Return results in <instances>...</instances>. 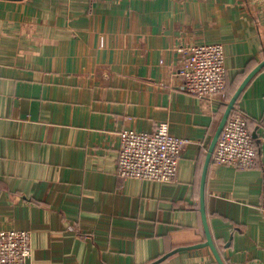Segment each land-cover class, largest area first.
<instances>
[{"label":"crops","instance_id":"0c3cea01","mask_svg":"<svg viewBox=\"0 0 264 264\" xmlns=\"http://www.w3.org/2000/svg\"><path fill=\"white\" fill-rule=\"evenodd\" d=\"M221 43L224 95L182 90L178 45ZM264 59V0H0V230L30 264H218L199 211L229 94ZM229 91V93H228ZM254 164L210 161L205 211L224 264H264V66L235 103ZM187 138L170 182L116 175L119 132Z\"/></svg>","mask_w":264,"mask_h":264},{"label":"built area","instance_id":"2783aa9c","mask_svg":"<svg viewBox=\"0 0 264 264\" xmlns=\"http://www.w3.org/2000/svg\"><path fill=\"white\" fill-rule=\"evenodd\" d=\"M182 90L200 98L224 95L226 68L221 43L178 45ZM235 109V111H234ZM187 138L170 133L160 122L152 131L119 132L116 175L170 182L175 179ZM256 146L247 117L233 108L216 141L212 160L217 164L248 168L254 164ZM32 249L27 230H0V264H30Z\"/></svg>","mask_w":264,"mask_h":264},{"label":"water","instance_id":"95a60500","mask_svg":"<svg viewBox=\"0 0 264 264\" xmlns=\"http://www.w3.org/2000/svg\"><path fill=\"white\" fill-rule=\"evenodd\" d=\"M264 66V59L255 67L253 68L247 75L246 77L242 80V82L239 84V86L237 87V89L234 91V93L232 94V96L230 97V99L225 103V109L217 123V126L215 128V131L212 135V138L210 140L209 146H208V150L206 153V157H205V161H204V166H203V170H202V174H201V182H200V194H199V211H200V215H201V221H202V225H203V229H204V234H205V241L202 243H198L196 245H192V246H187V247H179L169 253H167L166 255H164L163 257H161L160 259H158L156 262H159L161 260H163L165 257H167L168 255L175 253L177 251L180 250H194V249H199L201 247H205V246H209L216 261L218 262V264H224L214 242H213V238L212 235L210 233V229L208 226V221H207V216H206V211H205V195H204V185H205V180H206V173H207V169L209 166L210 161L212 160V154L215 148V144L216 141L220 135V132L228 118V116L230 115L231 111L233 110V108L235 107V103L237 101V98L239 97L240 93L242 92V90L244 89V87L246 86V84L250 81V79Z\"/></svg>","mask_w":264,"mask_h":264},{"label":"trees","instance_id":"16d2710c","mask_svg":"<svg viewBox=\"0 0 264 264\" xmlns=\"http://www.w3.org/2000/svg\"><path fill=\"white\" fill-rule=\"evenodd\" d=\"M226 85H227V83H226ZM228 93H229V91H228ZM232 94H233V92H231V94H229L228 99L232 96ZM234 108H235V107H234ZM234 111H235V109H234Z\"/></svg>","mask_w":264,"mask_h":264}]
</instances>
